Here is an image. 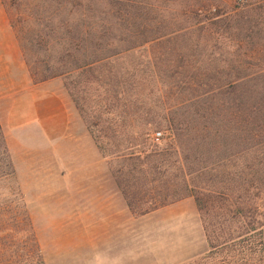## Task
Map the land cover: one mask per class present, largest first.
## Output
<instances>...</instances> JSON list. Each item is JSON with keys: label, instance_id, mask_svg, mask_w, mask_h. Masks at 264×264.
Instances as JSON below:
<instances>
[{"label": "rangeland", "instance_id": "374dc122", "mask_svg": "<svg viewBox=\"0 0 264 264\" xmlns=\"http://www.w3.org/2000/svg\"><path fill=\"white\" fill-rule=\"evenodd\" d=\"M130 1L0 0V35H14L21 54L25 43L31 60L44 59L24 42L37 36L46 43L81 36L89 54L99 53L101 41L119 49L161 36L103 69L106 83L144 88L143 103L131 112L153 124L141 149L166 159L154 162L158 167L148 178L178 179V146L183 170L184 157L196 174L217 164L197 182L218 187L239 177L235 185L264 193V0ZM118 38L124 42L116 44ZM69 47H54L49 55ZM71 78L47 80L69 115L68 137L58 142L25 129L8 136L9 147V102L0 95V219L27 214L44 264H248L245 248L210 253L192 197L142 216L130 212L114 179L121 161L103 159L97 147L116 146L140 130L108 129L122 109L103 114L101 84L83 82L92 81L88 75ZM72 81L68 93L64 85ZM235 81V93L219 94V87ZM126 183L133 196L145 185L131 177ZM9 225L0 223V231ZM237 250L242 260L225 257Z\"/></svg>", "mask_w": 264, "mask_h": 264}, {"label": "trees", "instance_id": "16d2710c", "mask_svg": "<svg viewBox=\"0 0 264 264\" xmlns=\"http://www.w3.org/2000/svg\"><path fill=\"white\" fill-rule=\"evenodd\" d=\"M115 1L131 2L130 0ZM213 18L217 19L219 16L214 15ZM66 38H49L47 43L46 41L43 42L38 36L30 41L24 39L28 47L37 49L34 54H40L44 59L31 60L28 57L25 43L22 46L23 59L29 68L34 84L56 77H65L66 80L72 79L71 76L75 74L77 76H91L92 81L85 79L86 81L83 82L101 84L99 88L102 93L99 94L100 96L97 95L100 99L101 112L110 114L118 107L124 113L120 115L122 117L118 120L112 118L108 122L107 128L113 129L116 127L121 131L126 130L131 133L140 130L137 135L136 133L126 135L125 142L122 137L123 142H120L126 143L123 147L121 143L113 147H97L98 150L104 152L102 153L103 159L121 161L122 164L116 170L117 177L114 175V179L117 180V186L130 212L142 216L168 204L192 197L196 203L210 253L223 254L221 251L228 250V245L231 246L230 250L245 248V251L251 253L249 259H247L248 264H264V193L257 192L259 188L252 187L251 191L253 192H251L242 188L241 185H235L234 183L241 179L239 177L237 180L230 177L225 180V185L218 187H211L210 183L197 182L202 172L213 170V167L217 164L202 167L198 169L200 174H196L191 168H186L187 165L185 164L188 159L184 157L183 170L181 165L183 155L178 146L173 149L178 167V179L164 181L148 178L150 176L149 171L154 172L158 167L154 162L161 163L166 159L164 160L160 153H155V150H152V155H148L143 150L144 147L141 149L146 142L144 136L150 135L153 124L147 119H142L144 117L141 115L137 118L133 117L131 112L135 113L133 108L137 104L141 105L143 103L144 88L130 81H121L115 85L106 83L108 80L103 75V69L104 67H111L129 53L162 37L143 38L139 44L135 43L136 45L120 47L119 49H114V43L108 40L101 41V44L95 45L98 54L87 52V45L84 44L83 47L81 43L85 42L83 37L71 36L69 39ZM116 40V44L124 42L120 38ZM68 42L69 49L65 48L62 53H59L58 57L52 58L49 55L51 51L53 52L54 47L66 45ZM131 76H133L132 72ZM238 82H230L226 86L219 87V94H223L225 91L235 93L239 86ZM72 85H75L73 81L64 85L68 93ZM101 102H104L103 106H101ZM120 134H113V136H119ZM129 177L134 178L136 182L143 181V185L145 184L144 189L137 196L130 193L131 186L127 183L123 184V180L127 181ZM0 223L10 224L5 231H0V264H44L26 213L22 214L20 219L18 217L2 218ZM235 253L236 255H228L227 253L225 257L232 262L242 260L239 259L242 252L237 250Z\"/></svg>", "mask_w": 264, "mask_h": 264}, {"label": "crops", "instance_id": "0c3cea01", "mask_svg": "<svg viewBox=\"0 0 264 264\" xmlns=\"http://www.w3.org/2000/svg\"><path fill=\"white\" fill-rule=\"evenodd\" d=\"M0 18L3 14L0 8ZM1 98L8 100L6 142L25 129L38 131L44 142H58L68 137L69 115L63 97L50 89L51 81L34 84L14 35H0ZM9 136V137H8ZM10 147V146H9Z\"/></svg>", "mask_w": 264, "mask_h": 264}, {"label": "built area", "instance_id": "2783aa9c", "mask_svg": "<svg viewBox=\"0 0 264 264\" xmlns=\"http://www.w3.org/2000/svg\"><path fill=\"white\" fill-rule=\"evenodd\" d=\"M160 137H161V133H156V134H154V136H153L152 138H153V140H154L155 142H158L159 139H160Z\"/></svg>", "mask_w": 264, "mask_h": 264}]
</instances>
